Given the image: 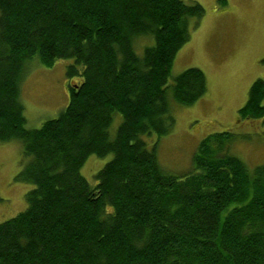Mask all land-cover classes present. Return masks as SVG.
<instances>
[{"label": "trees", "instance_id": "trees-1", "mask_svg": "<svg viewBox=\"0 0 264 264\" xmlns=\"http://www.w3.org/2000/svg\"><path fill=\"white\" fill-rule=\"evenodd\" d=\"M203 14L194 0H0V141L21 142L16 178L33 184L0 222V264H264V163L250 169L230 151L233 132H212L176 175L142 138L171 130L169 90L184 105L207 90L196 66L166 85ZM144 35L154 42L139 56ZM34 58H72L66 74L79 78L56 117L27 128L20 91ZM238 116L264 119L263 78ZM92 153L113 154L93 185L80 172Z\"/></svg>", "mask_w": 264, "mask_h": 264}, {"label": "rangeland", "instance_id": "rangeland-1", "mask_svg": "<svg viewBox=\"0 0 264 264\" xmlns=\"http://www.w3.org/2000/svg\"><path fill=\"white\" fill-rule=\"evenodd\" d=\"M187 1V0H186ZM204 8L200 19H190V37L177 51L166 85L184 69L200 68L207 81L206 92L190 105L175 101L169 90L171 130L158 136L143 134L149 148L156 143V156L163 170L182 175L192 168V157L199 142L212 132L230 131L234 139L230 151L252 169L264 163V119H242L238 109L245 103L251 83L264 79V0H194ZM150 35L133 42L141 56ZM72 58H60L52 66L37 58L28 62L21 83L27 128H37L56 117L68 102V84L78 76L68 77L66 67ZM122 115L114 112L109 131L114 136ZM113 154H89L80 172L90 184L95 174ZM25 158L17 139L0 141V222L27 206L25 194L33 184L16 178Z\"/></svg>", "mask_w": 264, "mask_h": 264}, {"label": "bare ground", "instance_id": "bare-ground-1", "mask_svg": "<svg viewBox=\"0 0 264 264\" xmlns=\"http://www.w3.org/2000/svg\"><path fill=\"white\" fill-rule=\"evenodd\" d=\"M197 94V93H196Z\"/></svg>", "mask_w": 264, "mask_h": 264}]
</instances>
